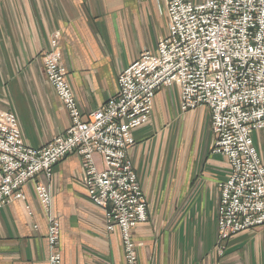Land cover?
<instances>
[{"label":"crops","instance_id":"1","mask_svg":"<svg viewBox=\"0 0 264 264\" xmlns=\"http://www.w3.org/2000/svg\"><path fill=\"white\" fill-rule=\"evenodd\" d=\"M158 1L0 0V108L19 113L28 144H46L69 121L43 66L53 32H61L69 82L82 110L89 112L117 93L118 72L143 50H156L167 34V13ZM175 98L174 92L161 91L151 122L135 132L132 157L150 213L148 223L133 231L143 243L141 264H264L260 227L228 240L223 259L210 254L217 234L218 183L225 179L227 162L209 151L210 138L191 162L195 167L184 165L186 158L179 162L169 128L176 118ZM191 116L204 128L209 109L197 108ZM253 138L264 160V129ZM81 177L80 156L71 154L56 166L52 181L64 264H126L120 230L106 229ZM24 191L25 201L0 209V264H48V218L35 183Z\"/></svg>","mask_w":264,"mask_h":264},{"label":"built area","instance_id":"2","mask_svg":"<svg viewBox=\"0 0 264 264\" xmlns=\"http://www.w3.org/2000/svg\"><path fill=\"white\" fill-rule=\"evenodd\" d=\"M168 1L171 9V12L169 10L171 24L168 34L160 40L158 54L145 51L138 60L121 72L119 81L120 85L124 83L125 88L121 87L120 92L123 94L119 96L127 99L125 93L128 90L140 94L145 89V83H149L147 93L150 102L157 85L172 83V80L183 81L182 77L186 72L189 84L183 95L185 107L210 104L214 110L213 124L220 132V143L236 160L234 165L237 168L231 171L232 179L224 186L225 198L220 208L219 220L222 235L236 231L242 225L262 223L264 221V169L260 164L258 165L250 131L264 126V0H203L200 4L187 0ZM193 30L203 31L196 40L198 43L207 44L208 48L214 46L216 48L219 45V51H223L224 55L216 56L211 53L212 56H199L202 67L194 64L192 56L190 59L183 58L185 53H191L189 49L193 41L189 39H192L190 35ZM56 43L57 39L54 38L53 47ZM240 52L247 55V60L237 63V54ZM254 52L261 56L260 61L251 57ZM47 57V62L50 64L49 78L61 96L63 104L66 107H70V103L72 106L77 105L74 92L65 78V69L58 63L60 53L52 51ZM223 57L224 61H222ZM214 65H221V75L214 70ZM230 67L231 71L228 70ZM194 69L201 73L196 76L188 74L187 70ZM212 89L216 92L214 95L222 93L223 97L214 99L210 95ZM117 99L112 98L109 103L94 112L97 121L105 122L107 127L112 129L109 135L117 133L116 127L120 128L125 124L122 122L124 117L121 115V110L120 115L114 114L118 105L115 101ZM134 100L133 104H138L139 107L146 104L145 98ZM74 110V112L77 111ZM148 111L149 107L146 112ZM7 120H12L13 124H16L14 113L0 112V201L2 202L10 197L9 191L15 192L17 197L23 194L22 186L32 175L30 168L42 158H36V156L43 153L45 160L42 162L49 166L55 159H49V155L54 156L58 150V147L53 148L55 145L52 148L47 145L39 150H33L25 144L19 129H16L18 133L16 137L13 136L14 133L6 132ZM134 122L137 124L138 118ZM86 129L94 132L92 125H88ZM87 131L80 136L86 135ZM99 134L93 133L91 142L96 152H101L100 149L108 152L112 146L111 136L106 138L107 142L103 141L106 147L102 149L99 144L101 140L98 142ZM14 140L16 147L12 146ZM10 163L21 165L22 168L18 170L22 172L11 173L8 168ZM90 163L93 164V161ZM113 170L115 169L104 172L103 177L99 178L100 183L105 186L104 189L115 180ZM97 172L94 166L90 170V177L85 176V181L88 184L92 182ZM121 177L129 181V175L121 174ZM16 188L18 191L15 190ZM41 191V195L49 201L48 190ZM94 194L97 196L96 199L102 200L105 206L103 190L96 189ZM121 194L125 195V193ZM139 204L136 203L137 206ZM122 210L124 211V208ZM52 237H54L53 229ZM127 244L128 261L135 264L134 250L130 248L129 243ZM53 255L55 259L60 256L59 253Z\"/></svg>","mask_w":264,"mask_h":264},{"label":"rangeland","instance_id":"3","mask_svg":"<svg viewBox=\"0 0 264 264\" xmlns=\"http://www.w3.org/2000/svg\"><path fill=\"white\" fill-rule=\"evenodd\" d=\"M187 1H190L196 4H200L203 2V0L198 1V2L192 1V0H187ZM157 4H159V6L161 7L163 6L165 7L167 18H168L167 29H169L170 24H171L170 16H169V10L171 12L169 1L160 0L157 2ZM202 34H203V31L201 30H193L190 35L192 39H189L190 41H193V44H192L193 47L191 46V48L189 49L191 53L190 54L185 53V56L181 55L183 58L188 57L189 59L192 56L194 64L200 67H202L203 64L201 63V59L199 56H203V55L212 56V54H215L216 56L224 55V53H222L223 51H219L220 50L219 45H217L216 48L215 46L208 48L207 44L202 45L198 43L196 40ZM164 36H161L159 38L156 50L145 49L140 53L139 57L136 60H138L145 53V51H149L152 54H158L159 48H160V40ZM60 37H61L60 31L53 32L49 40L48 48H46L44 52L42 53V60H43V66H44V71H45V76H46V82L54 88L61 102L62 108L68 116L69 121H68L67 127L64 130L57 132L51 138V140L47 142L46 144L40 147H34L28 144L25 139L24 132H23V124L19 116V113L15 109L5 110V109L0 108V112H4V113L12 112L14 113L16 117V121H15L16 124H13L12 120H7V122L5 123L7 133L8 132L14 133L13 136L16 137L18 136L16 129H19L20 130L19 134H21L23 141L25 142V144L32 147L33 150L35 149L39 150L40 148H43L47 145L50 148H52L53 145H55L53 148L58 147V150L54 154V156L50 157L49 155V159L55 158L54 160L51 161L49 166L42 162L45 160V157H43V153L36 156V158L37 157L38 158L42 157V158L39 159L40 161L35 163L32 168H30L32 175H30L27 178V180L24 182L22 186L23 194L20 197H17L15 192L9 191L11 193L10 197L6 198L4 202H2V200L0 201V205H1L0 209L5 208L9 203L13 201H17V200L25 201L26 200V194L24 191L25 186L31 182L35 183V192H36L37 199L40 202L41 206L43 207L47 215L48 223H49L48 235H47V241H48V247H49L48 264H64L63 254H62L61 245H60L61 218H60V215L55 210V205H54L55 193H54V185L52 184V181L54 179L56 166L64 158L68 157L71 154H78L80 156L81 167H82V177L80 178L81 183L85 187L86 196L88 197L90 202H92L99 210L102 211L105 221H106V229L110 232H113L116 229L120 230L121 236H122V242H123L124 259H125L126 264H131L127 258V250H126V247L128 248L127 243H129L130 248L131 249L133 248L134 250V253L136 256V263L141 264L139 250H140V247L143 245V243L136 241L133 235V231L148 223L149 218H150V213H149L148 199H147L146 193L144 192L142 183L139 178V174L133 162L132 150L137 145L135 132L138 129L146 126L147 124L151 122L153 111H155L157 96L159 95V93H161V91H166V90L170 92L172 91L177 95V98H175L174 100L175 105L173 106L174 112H175V113L173 112V116L174 117L176 116V118L173 122H170L171 126L169 128L171 131L170 132L171 142L172 143L174 142L175 144L177 140V143H178L177 146L175 147V150H176V153H179L178 155H180L179 162L182 164L183 159L186 158L184 165L188 164L189 168H191L192 166L195 167V165L191 162L193 161L195 157L198 156V154H200L201 152L205 150L206 146H204V142H206L205 139H208V138H210L209 139L210 144H209V147H207L209 148V151L213 154L223 156L227 162V173H226L225 179H223L222 181L218 183L220 195H219V201L217 205V216H216L217 234H216L215 243L210 250V254L216 260L219 261L223 259L224 257H226L227 255L226 249H227L228 240H230L231 238H233L234 236L240 233H244L246 231L259 228V227L264 228V221H263L262 223H259V224H250L248 226L242 225L240 229L236 231H232V232L230 231L229 234H224L225 236L222 235L220 228H219V223H220L219 220H220V208L222 207L223 201L225 198L224 186L225 184H227L229 180L232 179L231 171L237 168V166L234 165V161L236 160L234 157H232L229 153L225 151L224 146H222L220 143L221 142L220 132L216 130V127L213 124L214 110L210 106V104L203 103L200 105L185 107V104L183 103V95H184V92L186 93V87L189 84V80L186 78V72H185V75L182 77L183 81L172 80V83L159 84V85L156 84L157 88L155 87L156 89L154 91L153 97L151 98L150 102H149V95L147 93V91H149V85H150L149 83H145V89L140 94L134 91L130 92L129 90L126 91V93L124 92L128 99L127 101L125 97L121 98L119 96V94H123L122 92H120L121 87L125 88L124 83L120 85L119 76L125 68H128L131 65L129 64L127 67L123 68L122 70L118 72L117 93L111 96L101 106H99L98 108H95L92 111L85 112L82 110L80 103L78 101V98L76 97V94L74 93L77 105L74 104V106H72V103H70V107L69 106L66 107L63 104V100L61 96L57 93L55 87L52 85V82L49 78L50 64L47 62V59H48L47 56L52 51L59 52L60 53V59L58 60L59 66L61 67L63 66V68L65 69V72H66L65 78L69 82L68 69L63 63V51L60 46ZM54 38L57 39V43L53 47L52 40ZM224 57L222 61H224ZM246 57L247 55H245L243 52L238 53L237 63L247 60ZM251 57L257 61H260L261 59V56L257 54L256 52H254L251 55ZM214 70L218 72L219 75L222 74L221 65H214ZM228 70L231 71V67L228 68ZM187 72L188 74H193L194 76H196L198 73H201V71L196 70V69L191 70V71L187 70ZM215 93L216 92L214 89L210 91V95H212L214 99H219L221 96L223 97L222 93H217L216 95H214ZM112 98H116V99L118 98L117 100H115L118 103V105L116 106L114 114L120 115V110H121L122 111L121 115L122 117H124L122 122L125 124L124 126H121L120 128L116 127L117 133H112L109 135V132L111 133L112 129L107 127L105 122L97 121L95 119L94 112H96L98 109L102 108L107 103H109V101ZM144 98H145L146 104L143 107H139L138 104H133L135 102L134 99L144 100ZM148 107H149V111L146 112ZM201 107H205L209 109L210 117L208 116V121L205 123L206 131H204L205 127L201 128L199 125H195L193 120H191L192 119L191 111L197 108H201ZM74 109H76L77 111L74 112L75 111ZM157 116L159 118H162L163 111L161 113L158 111ZM136 118H138L137 124L134 122ZM88 125L93 126L94 132H91L90 130L86 129ZM263 129H264V126L260 128H253L250 131V137L252 139V146L255 149L254 154L257 155L258 165L260 164V166L264 169V160L258 148L256 147L254 143V138H253L254 132H257ZM85 131H87V134L86 135L83 134L80 136V134ZM93 133H100L99 134L100 138L98 139V142L101 140L99 144L102 146V149H105L106 147L103 141L107 142L106 138L111 136L112 146L108 152L107 151L103 152L100 148L99 149L101 152H96L97 150H95V147L93 146V143L91 142ZM16 145H17L16 141L14 140L12 143V146L16 147ZM98 156L102 160V164H103L102 166H100L99 164V161L97 159ZM90 161L91 162L93 161L94 165L90 163ZM94 166L98 170L97 172L98 174L96 178L94 180H91L92 182H89L88 184L87 181H85V176L90 177V170H92ZM8 168L11 171V173L22 172V170H18L19 168H22L21 165L19 164L10 163ZM110 169H115L113 170L115 180L113 181L111 185L108 186V188L104 189L103 187L105 186L100 183L99 178L103 177V173ZM121 174L129 175V181H126V179H123L121 177ZM41 176H44L45 180H42ZM100 188L103 190V193H104V198L106 202L105 206H103L104 204L102 200L100 201L99 199H96L97 196L94 194L96 189L101 190ZM42 189L48 190L49 196H50L49 201H48V198H46L44 195H41ZM15 190H17V188ZM121 193H125V195H122ZM137 202L140 203L138 206L136 205ZM123 208H124V211L122 210ZM50 228H51V235H50ZM52 229H53L54 237H52ZM54 253H59L60 255L59 258L55 259L53 255Z\"/></svg>","mask_w":264,"mask_h":264}]
</instances>
